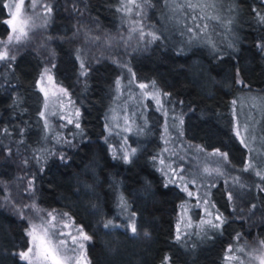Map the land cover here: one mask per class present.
I'll return each mask as SVG.
<instances>
[{
	"label": "trees",
	"instance_id": "1",
	"mask_svg": "<svg viewBox=\"0 0 264 264\" xmlns=\"http://www.w3.org/2000/svg\"><path fill=\"white\" fill-rule=\"evenodd\" d=\"M81 1L84 14L103 29L121 25L122 0ZM218 1L231 15L229 29L213 19L191 21L185 8L180 22L173 20L169 0H148V24L159 39L134 55L130 65L138 81L153 83L166 95L168 111L182 117L188 141L226 153L228 165L237 171L239 194L222 182L212 190L224 221L220 227L177 239L185 194L167 182L158 165L161 114L151 107L148 126L130 138L126 162V153L109 139L106 120L121 67L111 59L97 61L81 81V48L71 37L83 19L58 0L49 28L54 77L80 108L79 133L57 142L46 126L38 86L45 59L38 49L26 47L0 61V264H27L15 255L26 250L27 222L5 199L11 193L18 200L14 184L22 178L34 182L38 205L69 214L91 237L90 264H232L228 249L236 238L264 241V179L256 175L264 173V0ZM6 2L0 0V41L10 34L3 22L9 17ZM196 24L208 27L200 31ZM189 26L193 33L186 30ZM244 97L253 105L244 108ZM236 115L248 124L244 143L236 135ZM253 135L257 153L251 151ZM249 163L253 167L245 171ZM132 213L137 235L126 227ZM109 220L121 227L105 229ZM198 233L204 238H193Z\"/></svg>",
	"mask_w": 264,
	"mask_h": 264
},
{
	"label": "rangeland",
	"instance_id": "2",
	"mask_svg": "<svg viewBox=\"0 0 264 264\" xmlns=\"http://www.w3.org/2000/svg\"><path fill=\"white\" fill-rule=\"evenodd\" d=\"M58 0H24L21 12L22 19H29V24L25 27L27 36L23 37L20 42L8 40V37L0 41V53L7 51L8 57L15 56L26 47L38 49L45 59L44 72L41 75L43 79L39 80V89L44 88L48 95H44L43 118L46 126L51 130L52 138L57 142L65 143L64 138L68 135L70 138L79 133L81 111L79 106L72 98L70 90L60 85L54 77L55 53L53 51V39L50 37L49 28L54 16V6ZM63 5L66 4L67 9L71 12L76 10L77 15L83 19L81 25H77V31L71 37V41L81 48L79 57L81 60V81L83 82L88 68L97 61L111 59L119 63L121 67V76L118 78L119 84H116L115 101L107 115V134L113 146H117L120 151L126 154L130 152V138L141 135L146 126L149 124L148 112L153 107L161 114V123L158 125L160 129L161 150L157 157L158 165L163 171L164 176L175 180L174 185L180 187L185 194V200L181 204L177 216V234L180 237L186 236L191 232H199L212 228L207 221L214 224L219 223L215 217L219 212L212 202V190L218 182H222L227 187L233 188L239 194L240 183L237 171L230 168L225 158L220 155H214L216 151H206L200 146L188 141L184 135L183 121L180 115L169 113L167 108V97L153 83L140 82L136 79L135 73L130 65L131 58L134 55L147 51L155 42L152 38L156 33L151 25L148 24V15L150 11L148 0H122V23L114 31L103 29L99 23L84 14L85 6L81 0H60ZM19 0H7L6 4L9 17L14 11V4ZM171 4V17L180 20V14L184 9V5L188 2L192 3H214L215 8L197 9L199 14L206 12L209 17L218 23L219 28L224 30L231 24V15L222 11L221 2L218 0H169ZM35 4V7H33ZM81 4V5H80ZM81 6V9L79 8ZM51 8L50 12L46 11ZM191 13L183 11L184 16ZM82 12V13H81ZM170 17V19H171ZM79 18H77L78 21ZM180 22V21H179ZM78 23V22H77ZM143 32V37H141ZM11 28L10 34L11 35ZM2 61V60H0ZM51 76V80L48 77ZM140 84L146 85L144 89L139 87ZM252 106L253 101L248 97L242 100ZM236 129L239 127L241 136L244 139L247 131H244L247 122H241L236 115ZM79 124V128L76 124ZM69 137H67L69 139ZM116 144V145H115ZM252 153H257L258 146L255 142V135L250 141ZM261 153H263L261 151ZM164 163L161 164L160 161ZM183 169L179 175L184 177L180 180L172 169ZM208 168L213 170L209 173L204 172ZM218 169L219 171H214ZM22 177V175H21ZM19 176V178H21ZM195 181L193 184L192 181ZM22 183V190L18 185ZM187 184V190H184ZM15 185L16 199L13 200L12 194L9 193L5 198L6 202L14 205L13 207L19 216L27 222L39 223L37 210L39 214L47 218L48 212H53L57 219L60 220L63 212L49 210L41 207L37 203L34 192V182L31 179H18ZM189 192L192 193L189 196ZM206 201V203H205ZM12 202V203H11ZM35 206V207H33ZM220 215V214H219ZM63 223H67L68 227L64 228ZM65 233L71 232L76 235V229L82 228L74 219L67 214L63 216L60 225ZM84 230V229H83ZM85 232V230H84ZM86 233V232H85ZM203 233H198L193 238L200 240L204 238ZM192 238V237H191ZM196 240V241H197ZM70 242V241H69ZM89 241H84V264H90L87 254V246ZM233 251L229 252L228 260L232 264H260V260L254 257L264 255V246L260 242H247L236 238L234 244L231 245ZM243 249L239 251L238 249Z\"/></svg>",
	"mask_w": 264,
	"mask_h": 264
},
{
	"label": "snow or ice",
	"instance_id": "3",
	"mask_svg": "<svg viewBox=\"0 0 264 264\" xmlns=\"http://www.w3.org/2000/svg\"><path fill=\"white\" fill-rule=\"evenodd\" d=\"M24 0H19L18 3L14 4V11L10 13V18L3 21L5 24L9 25L11 28L12 34L9 35L8 40L12 41L15 39L16 42H20L23 37L27 36V32L25 31V27L29 24V19H22L21 18V12H22V6H23ZM6 8L9 7V5H4ZM214 3H192L188 2L183 7L185 9H191L193 12H195L197 9H204V8H215ZM33 7H35V4H33ZM46 11L50 12L51 8L46 7ZM193 21H196L197 19L204 20V19H216V17H205V16H197L193 15L192 17ZM207 24H196V29L203 31L204 29H207ZM189 33H193L192 27H187L186 29ZM141 37H143V32H141ZM154 40L159 39V37L153 35L152 37ZM8 58L7 51L0 53V60ZM83 67V65H81ZM43 79V76L42 78ZM49 80H51V76L48 77ZM238 83H243V81H238ZM117 84H119V81H117ZM139 87L141 89H144L146 85L140 84ZM41 91L45 93V96L47 97L48 93L44 88H41ZM234 105L236 104V101L234 100L232 102ZM43 115V113H41ZM181 123L183 121L181 120ZM76 127L79 128V124H76ZM247 125L244 127V131H247ZM236 135L239 137L241 136V132L239 127H237ZM241 143H244V139H241ZM135 149H132V154L135 153ZM214 155H220L222 158L226 159L227 154H221L218 152L214 153ZM61 159L63 160L64 157L61 156ZM123 159L127 162L129 160V156L126 154L123 156ZM161 164L164 163L163 160L160 161ZM253 165L251 163L247 164L245 167V171H247L249 168H252ZM213 171L208 168L204 169V172L209 173ZM214 171H219L218 169H214ZM172 172L180 179L183 180L184 177L182 175H179L180 172H183V169L180 168L172 169ZM256 175L261 176L262 179H264V173L257 172ZM175 180L169 179V183H174ZM192 183L194 184L195 181L193 180ZM184 190H187V184H185ZM264 190V189H262ZM189 196L192 195L191 192L188 193ZM231 194H229V199H231ZM206 203V201H205ZM35 207V206H33ZM253 207H255L253 205ZM63 216H67V213L62 214V217L60 220L57 219V216L53 212L47 213V218L44 216H41L39 214V210H37V219L39 220V223H35L32 221H29L28 227L25 229V235L28 238L26 250L19 251L18 253H15L19 257L21 261L27 262V264H84V248L85 244L84 241L91 240V237L84 232L83 228H77L76 229V235H73L71 232L65 233L62 228L60 227L62 223ZM135 213H132V217L129 219L128 224L126 227L130 229L131 234L137 235V226L135 222ZM23 218V216L21 217ZM215 220L219 223H213L212 221H207L209 225L215 228H219L220 225L224 222L221 215L217 214L215 217ZM63 227H68L67 223H63ZM105 229H113V228H119L121 225L114 224L111 220H109L107 223L103 225ZM147 235V233H145ZM239 238V237H238ZM177 239H180L179 234L177 235ZM70 241V242H69ZM260 244L264 246V241H260ZM239 251H243V249H238ZM233 251L231 246L229 247V252ZM258 258L260 260V264H264V255H261L260 257H254Z\"/></svg>",
	"mask_w": 264,
	"mask_h": 264
}]
</instances>
